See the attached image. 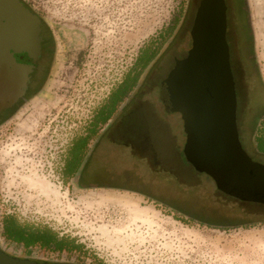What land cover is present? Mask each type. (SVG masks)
<instances>
[{
  "label": "rangeland",
  "instance_id": "1",
  "mask_svg": "<svg viewBox=\"0 0 264 264\" xmlns=\"http://www.w3.org/2000/svg\"><path fill=\"white\" fill-rule=\"evenodd\" d=\"M25 1L51 35V67L43 91L0 127V221L11 214L20 221L72 231L90 247L96 245L109 264H264V221L243 226L231 222L235 225L225 229L213 225L231 218L223 210L210 211L208 201L223 203L221 191L210 176L192 171L184 157L183 120L166 107L170 103L163 84L173 61L159 72L160 86L143 90L147 103L140 100L154 112L158 147L168 146L176 164L190 169L194 185L167 180L164 169L152 171L145 158L131 154L126 143L106 139L105 125H99L102 136L80 171L86 185L102 188L68 189L76 179L62 176L70 143L87 131L95 110L140 51L149 47L157 55L140 75L137 88L165 53L189 49L187 37L182 39L187 33L180 31L188 0ZM245 2L253 53L264 80V0ZM137 91L134 88L126 97V107ZM134 116L123 117L126 127L141 129ZM260 127L264 129V119ZM34 175L46 180L57 197L47 198L32 185ZM1 231L0 225V247L9 253L14 243ZM14 250L9 254L28 257L19 245ZM83 256L79 260L91 264L88 255Z\"/></svg>",
  "mask_w": 264,
  "mask_h": 264
},
{
  "label": "water",
  "instance_id": "2",
  "mask_svg": "<svg viewBox=\"0 0 264 264\" xmlns=\"http://www.w3.org/2000/svg\"><path fill=\"white\" fill-rule=\"evenodd\" d=\"M6 1L0 4V31L4 20L9 23L18 9L23 11L18 0ZM24 12L26 21L36 26L38 18L28 10ZM225 28L224 1L201 0L190 31L191 47L186 56L175 61L163 80L170 103L166 107L181 115L186 134L183 154L197 172L210 176L216 188L226 195L264 204V164L252 160L238 136ZM37 40L30 41L25 49L38 53ZM10 48L18 46L0 42L3 90L19 87L18 78L25 86L30 71L29 66L14 61ZM0 264L61 263L18 257L0 247Z\"/></svg>",
  "mask_w": 264,
  "mask_h": 264
},
{
  "label": "flooded vegetation",
  "instance_id": "3",
  "mask_svg": "<svg viewBox=\"0 0 264 264\" xmlns=\"http://www.w3.org/2000/svg\"><path fill=\"white\" fill-rule=\"evenodd\" d=\"M18 1L22 4L23 11L18 9L19 11L11 16V22L7 23L5 20L2 22L3 26L0 31V42L18 46L17 49L10 48L9 53L17 64L29 66L30 71L27 73L25 86L21 85V78H18L16 82L19 83V87L13 88V86H11L9 90L2 89L4 79L0 78V127L11 121L26 103L43 91L51 67L52 38L46 24L41 16L38 15L25 0ZM200 1L201 0H188L186 17L183 28L180 30L181 32L184 30L186 31L187 35L181 38L185 39L187 37V40L190 42V47L192 43L190 31ZM223 1L225 5L226 23L225 40L228 46V60L236 95L235 117L239 140L243 149L252 160L264 164V129L260 130L261 121L264 119V80L259 72L257 60L253 53V35L251 34L252 30L246 2L245 0ZM6 2V0H0V4H5ZM24 10H28L38 18L39 21L36 26L26 21ZM35 38L38 39L37 41L39 43V50L36 54L25 49L26 44H29L30 41ZM187 51L185 49V53H172V51L169 50L167 54L165 53L159 62L160 64L156 66L157 69L154 70L153 68L150 70L139 88L135 87L139 89V91H137V93L135 92L133 95L134 97L129 99L132 100L129 106L126 107L127 100L125 98L119 106V115L112 120L109 119L103 124L107 126L103 130L107 138L114 137V139L117 140L119 136L122 140H129L122 142L129 146L133 156L145 158L152 171H155L156 168L152 161L153 146L149 144V139L137 134H132L131 136L126 133H119L117 128H127L123 121V117L126 118L125 115H135L136 110L140 109L141 102L137 100L139 97L138 95L141 94L145 88H148V91H150L156 84V87L160 86V84L158 85L157 83L159 72L163 71V69L165 70L166 65L170 64L172 61L174 65L177 59L186 56ZM160 83L162 85V82ZM128 109L130 110L128 111ZM73 177H75L76 180L72 183H68V189L69 187H77L80 189L102 188L86 185V183L81 181L80 174L76 173ZM3 218L4 217H2L0 221L2 228L1 232H3ZM34 224L37 225L38 223L34 222ZM45 226L53 231V241L51 242L54 243L53 246L51 245L50 248H44L39 245H29L26 247L23 243L13 241L12 243L14 244L9 253L15 252L14 249L19 245L23 250L37 248L47 254L53 253V258L46 256L39 261L59 262L61 264H83L82 260H79V258H84L83 254H87L88 256L86 259H89L91 264H109L103 259V256L98 253L96 249L99 248L96 245L90 247L91 244H87L85 239L79 238V235H76V233L72 231L68 232V230H55L50 224ZM57 245H63V248H53ZM70 253H74L75 257L72 258V256L67 258V255ZM55 255H60L62 258L55 257Z\"/></svg>",
  "mask_w": 264,
  "mask_h": 264
},
{
  "label": "trees",
  "instance_id": "4",
  "mask_svg": "<svg viewBox=\"0 0 264 264\" xmlns=\"http://www.w3.org/2000/svg\"><path fill=\"white\" fill-rule=\"evenodd\" d=\"M156 55V51L149 47H144L142 51H140L134 65L131 67L128 73L124 75L123 79L118 83V85L114 89H112V91L109 92L106 101L95 110V113L92 115V119L90 120V124L87 127V131L83 135H80L76 139L72 140L69 145L62 167L63 177L72 178L76 173L80 174L82 168L85 169V167L90 161L89 159L92 156V151L96 150V144L99 143V141L97 142L96 139L99 136H102V133H99V125H103L109 119L112 120L114 119V117L119 115V106L121 105L122 101L127 96H129V94L137 86L140 75L145 70V68H147L151 64ZM145 106L144 103L141 104L140 109L136 110L134 116L137 121L140 122L139 125L141 129L131 130L129 128H117V131L119 133L122 132L131 136L132 134H137L141 137H147L150 142L149 144L153 146L152 161L153 165L156 168L155 171L164 169V171L168 174L167 176H169V178L167 177V180L169 179L170 181L171 178L174 180L175 183L177 182L187 184L188 186H193L194 183L192 182V180L195 178L190 175V169H187L186 171L184 167H181L176 164V160L173 158L174 155L172 154L170 148L168 149V146L158 147L159 142H156L154 137L156 135H154L153 132L154 118L152 116L154 112L147 106L145 108ZM150 119H152L153 122H151ZM150 124L153 126H150ZM111 140L117 142L129 141L127 139L122 140L119 136L117 137V140L114 139V137H112ZM90 142H92V144ZM189 166L192 171H195L191 164H189ZM220 196L222 197L221 200L223 203L208 201V206L210 205L213 207L212 209H210V211L212 213L223 212V214L228 215L231 219L228 218L229 220L226 221L215 222L217 224H213L214 226L222 227L223 229H225L229 228L232 225H235V223L231 222L240 221L242 222L240 226H243L253 222L264 221L263 203L241 201L235 197L226 195L222 192L220 193ZM213 204H220L221 206H225V209L228 210L217 208V205L214 206ZM190 218L196 220V217L194 216H190ZM202 220H205L206 223L212 222L206 219ZM222 222H227V224L223 225ZM2 234L8 241L23 243L26 247L29 245H39L44 248H50L51 245H54V243H51L53 241L52 229L39 223L35 225L34 222L20 221L15 215L11 214H8L3 218ZM53 248L62 249L63 245H57Z\"/></svg>",
  "mask_w": 264,
  "mask_h": 264
},
{
  "label": "bare ground",
  "instance_id": "5",
  "mask_svg": "<svg viewBox=\"0 0 264 264\" xmlns=\"http://www.w3.org/2000/svg\"><path fill=\"white\" fill-rule=\"evenodd\" d=\"M30 182H32V185L38 186V189L42 192V194L49 198L52 195L54 198L57 197L56 190L53 191V189L50 187L49 183L46 180L39 179L36 175H34L32 178H30Z\"/></svg>",
  "mask_w": 264,
  "mask_h": 264
},
{
  "label": "built area",
  "instance_id": "6",
  "mask_svg": "<svg viewBox=\"0 0 264 264\" xmlns=\"http://www.w3.org/2000/svg\"><path fill=\"white\" fill-rule=\"evenodd\" d=\"M25 252H27L28 253V256H29V258H33V259H36V260H42L43 258H45L46 256L47 257H51V258H53L54 256L52 255L53 253H45V252H43V251H40L39 249H37V248H35V249H32V248H30V249H26V250H24ZM55 257H58V255H55ZM60 258H62V257H60Z\"/></svg>",
  "mask_w": 264,
  "mask_h": 264
},
{
  "label": "crops",
  "instance_id": "7",
  "mask_svg": "<svg viewBox=\"0 0 264 264\" xmlns=\"http://www.w3.org/2000/svg\"><path fill=\"white\" fill-rule=\"evenodd\" d=\"M152 89H153V88H152ZM139 93H140V92H139ZM145 93H146V91H145ZM145 93H144V94H145ZM138 96H139V97H138L137 100H140V99H142L143 94L141 93V94H139ZM142 101L147 103V101H144L143 99H142ZM142 101L140 100L141 104H143ZM144 106H145V104H144ZM146 106H147V105H146ZM146 106H145V108H146ZM139 113H140V112H139ZM142 115H143V111H142ZM150 126H153V125L150 124ZM101 130H102V129H100L99 131L101 132ZM151 130H152V129H151ZM153 132H154V131H153ZM105 138L108 139V140H111L110 137H108V138L105 137ZM111 141H112V140H111ZM139 220H140V219H139Z\"/></svg>",
  "mask_w": 264,
  "mask_h": 264
}]
</instances>
